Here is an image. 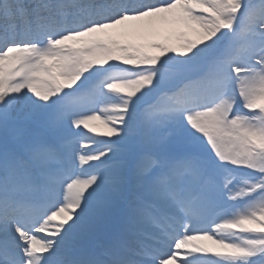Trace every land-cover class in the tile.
<instances>
[{
  "label": "snow or ice",
  "instance_id": "obj_1",
  "mask_svg": "<svg viewBox=\"0 0 264 264\" xmlns=\"http://www.w3.org/2000/svg\"><path fill=\"white\" fill-rule=\"evenodd\" d=\"M0 264H264V0H0Z\"/></svg>",
  "mask_w": 264,
  "mask_h": 264
},
{
  "label": "rangeland",
  "instance_id": "obj_2",
  "mask_svg": "<svg viewBox=\"0 0 264 264\" xmlns=\"http://www.w3.org/2000/svg\"><path fill=\"white\" fill-rule=\"evenodd\" d=\"M101 130H103V129L101 128Z\"/></svg>",
  "mask_w": 264,
  "mask_h": 264
}]
</instances>
